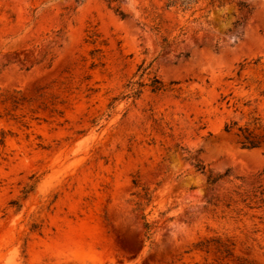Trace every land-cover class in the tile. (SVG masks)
Wrapping results in <instances>:
<instances>
[{
	"label": "rangeland",
	"instance_id": "1",
	"mask_svg": "<svg viewBox=\"0 0 264 264\" xmlns=\"http://www.w3.org/2000/svg\"><path fill=\"white\" fill-rule=\"evenodd\" d=\"M179 4L0 0V264H264V0Z\"/></svg>",
	"mask_w": 264,
	"mask_h": 264
},
{
	"label": "trees",
	"instance_id": "2",
	"mask_svg": "<svg viewBox=\"0 0 264 264\" xmlns=\"http://www.w3.org/2000/svg\"><path fill=\"white\" fill-rule=\"evenodd\" d=\"M189 1L190 0H170V3H176V4H179V6H183V5H187L189 4ZM167 7L170 6V4H167L166 5ZM241 6L244 7V4L241 3ZM114 12L120 16L121 18H124L126 15L119 9V8H115L114 9ZM159 85H160V82L157 80V79H154V84H153V91H159ZM142 85L140 83H137V82H133L129 85V90H128V95L127 97H130V98H133V97H136V96H139L140 94V91H139V88H141ZM237 124L235 122H232L230 124H226L224 126V131L225 132H230ZM251 125L252 127H257L258 128H261V121L259 118H252V121H251ZM250 124H246L245 127H238L237 128V131L241 133L242 135V139L243 141L240 142V145L242 148L244 149H253V148H256L259 146V143L256 141L257 137L253 135V130L255 128H252L253 130H251L250 128ZM263 132H264V129H261ZM197 169L199 171H201V173H203L204 171V167L201 166V165H196ZM222 175H218L214 178H208V181L210 183H215L217 182L219 179H221Z\"/></svg>",
	"mask_w": 264,
	"mask_h": 264
}]
</instances>
